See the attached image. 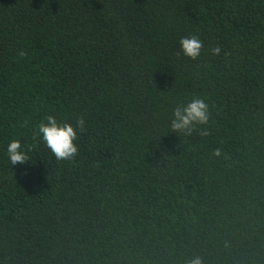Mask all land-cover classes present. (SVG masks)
Instances as JSON below:
<instances>
[{
    "label": "trees",
    "instance_id": "16d2710c",
    "mask_svg": "<svg viewBox=\"0 0 264 264\" xmlns=\"http://www.w3.org/2000/svg\"><path fill=\"white\" fill-rule=\"evenodd\" d=\"M194 98L208 124L172 133ZM48 116L85 121L75 157L42 142ZM194 256L264 264V0H0V264Z\"/></svg>",
    "mask_w": 264,
    "mask_h": 264
},
{
    "label": "clouds",
    "instance_id": "9594fccd",
    "mask_svg": "<svg viewBox=\"0 0 264 264\" xmlns=\"http://www.w3.org/2000/svg\"><path fill=\"white\" fill-rule=\"evenodd\" d=\"M180 49L184 56L191 60H197L203 48L202 41L195 35L183 37L179 41ZM214 55H219L221 49L216 47L212 50ZM209 121V107L204 99L194 98L187 104L178 105L172 113L170 128L172 133L190 136L196 126H206ZM85 121L81 118L76 121L75 127L66 122H58L53 116H48L46 123L38 126V135L44 145L50 150L57 160H67L75 157L78 152L77 139L78 129L84 128ZM205 129L201 135H207ZM6 154L12 166L24 165L31 161L28 150L19 140H13L7 144ZM214 156L220 157L221 151L215 150ZM188 264H203L199 256H194Z\"/></svg>",
    "mask_w": 264,
    "mask_h": 264
}]
</instances>
